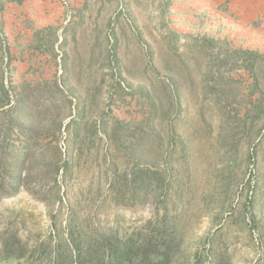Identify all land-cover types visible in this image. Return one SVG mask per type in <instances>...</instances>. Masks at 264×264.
Listing matches in <instances>:
<instances>
[{"label": "rangeland", "instance_id": "obj_1", "mask_svg": "<svg viewBox=\"0 0 264 264\" xmlns=\"http://www.w3.org/2000/svg\"><path fill=\"white\" fill-rule=\"evenodd\" d=\"M168 2L61 0L23 82L0 28V264H264V51L177 38Z\"/></svg>", "mask_w": 264, "mask_h": 264}, {"label": "crops", "instance_id": "obj_2", "mask_svg": "<svg viewBox=\"0 0 264 264\" xmlns=\"http://www.w3.org/2000/svg\"><path fill=\"white\" fill-rule=\"evenodd\" d=\"M68 1L77 6L81 0ZM167 10L169 28L177 38L200 43L211 40L225 54L264 51V0H169ZM65 12L61 0L8 2L0 9V28L13 45L10 67L16 70L19 82L42 59L37 50L28 47L27 37L44 24L61 21Z\"/></svg>", "mask_w": 264, "mask_h": 264}, {"label": "trees", "instance_id": "obj_3", "mask_svg": "<svg viewBox=\"0 0 264 264\" xmlns=\"http://www.w3.org/2000/svg\"><path fill=\"white\" fill-rule=\"evenodd\" d=\"M133 247L125 246L124 248H112L109 252V256L111 259L110 264H168V253L166 251L161 252L159 254H155V260L153 262H146L145 258L141 256L138 262H134L132 258ZM155 253V251H154ZM97 249L89 250L87 253H83L79 250L77 255L76 264H87L91 263L92 259L94 261V257H96Z\"/></svg>", "mask_w": 264, "mask_h": 264}]
</instances>
